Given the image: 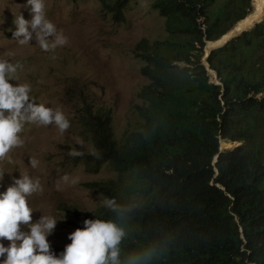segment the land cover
Segmentation results:
<instances>
[{
    "label": "trees",
    "instance_id": "trees-1",
    "mask_svg": "<svg viewBox=\"0 0 264 264\" xmlns=\"http://www.w3.org/2000/svg\"><path fill=\"white\" fill-rule=\"evenodd\" d=\"M99 2L125 22L131 0ZM154 9L166 36L136 48L149 82L139 127L118 140L113 113L75 97L96 146L73 160L92 173L107 164L116 177L86 184L112 206L76 210L69 224L123 228L121 264H264V21L212 52L217 85L203 65L207 42L245 20L252 0H154ZM222 140L239 145L220 153Z\"/></svg>",
    "mask_w": 264,
    "mask_h": 264
},
{
    "label": "rangeland",
    "instance_id": "rangeland-1",
    "mask_svg": "<svg viewBox=\"0 0 264 264\" xmlns=\"http://www.w3.org/2000/svg\"><path fill=\"white\" fill-rule=\"evenodd\" d=\"M26 4L27 0H0V60L22 64L23 68L15 74L16 80L10 82L30 85V100L59 108L70 121V127L61 134L52 125L25 123L19 134L23 146L0 161V193L21 175L39 179L43 192L26 200L33 211L32 222L42 215L57 220L47 240L51 252L59 257L71 243L68 237L74 229L69 222L74 211L91 213L105 205V199L86 184L116 177L107 164L92 173L69 155L72 149L91 154L96 146L92 136L78 124L82 102L75 97L83 92L98 107L110 110L118 140L137 129L141 123L139 95L149 82L142 74L144 65L136 57V48L143 40H164L166 21L154 9V0H131L122 24L114 23L103 12L99 0H44L46 19L68 38L66 45L44 52L35 39L23 46L13 40L15 16L22 14L31 19ZM78 140L82 143H77ZM224 143L225 151L239 145ZM30 157L39 161L37 168L29 165ZM65 175L69 177L67 183L62 180ZM21 231H28L27 226L21 225ZM0 243L7 247L10 242L4 239ZM4 258L0 257V262Z\"/></svg>",
    "mask_w": 264,
    "mask_h": 264
},
{
    "label": "clouds",
    "instance_id": "clouds-1",
    "mask_svg": "<svg viewBox=\"0 0 264 264\" xmlns=\"http://www.w3.org/2000/svg\"><path fill=\"white\" fill-rule=\"evenodd\" d=\"M25 7L29 8L31 19H25L22 14L15 16L13 40L23 46L35 39L36 45L44 52H53L68 43V38L46 19L44 0H27ZM22 68L20 63L0 60V161L5 160L13 149L23 146L24 141L19 134L25 123L44 127L52 125L61 134L70 127V121L59 108L53 109L30 100V85L10 82L16 80L15 74ZM77 143L82 142L78 140ZM82 154L75 149L69 151L73 157ZM29 165L37 168L39 161L30 157ZM62 180L67 183L69 177L65 175ZM57 188L59 190V185ZM42 192L39 179L25 174L19 179L14 178L13 184L0 193V240L10 242L7 247L0 243V257H5L0 264H121L119 245L125 231L111 220H84V228L72 232L68 237L71 243L59 257L55 256L47 236L52 233L57 220L42 215L38 221L32 222L33 211L26 200L32 194ZM104 203L112 206L109 200ZM21 225L27 226L28 231H21ZM128 264H136L135 258Z\"/></svg>",
    "mask_w": 264,
    "mask_h": 264
},
{
    "label": "water",
    "instance_id": "water-1",
    "mask_svg": "<svg viewBox=\"0 0 264 264\" xmlns=\"http://www.w3.org/2000/svg\"><path fill=\"white\" fill-rule=\"evenodd\" d=\"M253 6H254V11H253V13H252L248 18H250V17L255 13V8H256V6H255V1H254V3H253ZM248 18H247V19H248ZM247 19H246V20H247ZM246 20H244V21H246ZM244 21H243V22H244ZM263 21H264V16H263V19H262L261 21H259V22L256 23L255 25H253L250 29L245 30V31H243L241 34L232 37V38L230 39V41L225 42L223 45L225 46V45L228 44V42H231L233 39H235V38L241 36L243 33L255 29L256 26L259 25V24H261ZM240 23H242V22H240ZM240 23H239V24H240ZM239 24H238V25H239ZM238 25H237V26H238ZM235 28H236V27H235ZM235 28H234V29H235ZM234 29H233V30H234ZM226 36H227V35H226ZM224 37H225V36H224ZM224 37H223V38H224ZM223 38H222V39H223ZM223 45H222V46H223ZM212 46H213V45H212L211 42H207V46H206V56H205V58H204V60H203V64H204V66L207 68V70H208V72H209V75L212 76V77L214 78V79H213V80H214V83L217 84V85H222L221 82L219 81L218 75H217L214 71H212L210 65L208 64V60H209V58H210L212 52H214L215 50H217V49L214 50L215 47H212ZM220 48H223V47H220ZM220 48H219V49H220ZM225 149H226V144L224 143V140H222V141H221V147H220V153H221V152H224ZM218 156H219V155H217V156L215 157V159H214V162H213V163H214L215 165H216V163L218 162ZM216 172H217L216 174L218 175V173H219L218 169H216ZM222 188L225 189L224 187H222ZM242 231H243V229H242Z\"/></svg>",
    "mask_w": 264,
    "mask_h": 264
},
{
    "label": "bare ground",
    "instance_id": "bare-ground-1",
    "mask_svg": "<svg viewBox=\"0 0 264 264\" xmlns=\"http://www.w3.org/2000/svg\"><path fill=\"white\" fill-rule=\"evenodd\" d=\"M255 6H256L255 13L250 18H248L246 21L236 26L238 28L234 29L223 39L215 43H212L213 45L212 47L222 46L225 42L229 41L232 37L241 34V32H243L246 29L251 28L257 22H259L261 20V17L264 15V0H255Z\"/></svg>",
    "mask_w": 264,
    "mask_h": 264
}]
</instances>
